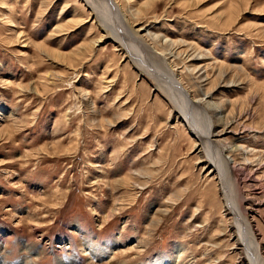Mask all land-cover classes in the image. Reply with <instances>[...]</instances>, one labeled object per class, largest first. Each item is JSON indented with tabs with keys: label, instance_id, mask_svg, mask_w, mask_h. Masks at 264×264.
I'll return each instance as SVG.
<instances>
[{
	"label": "rangeland",
	"instance_id": "1",
	"mask_svg": "<svg viewBox=\"0 0 264 264\" xmlns=\"http://www.w3.org/2000/svg\"><path fill=\"white\" fill-rule=\"evenodd\" d=\"M113 1L119 17L108 0H0V264H174L178 245L183 264H244L218 148L183 119L205 108L249 151L236 188L264 252V0Z\"/></svg>",
	"mask_w": 264,
	"mask_h": 264
},
{
	"label": "bare ground",
	"instance_id": "2",
	"mask_svg": "<svg viewBox=\"0 0 264 264\" xmlns=\"http://www.w3.org/2000/svg\"><path fill=\"white\" fill-rule=\"evenodd\" d=\"M108 1L110 2L109 4L110 10L112 12H115L116 9L114 8H117V5L114 3L113 0H108ZM116 15L117 17H119V13L117 14V11H116ZM135 26H137V24L136 25L133 24L131 28L135 32L136 35L140 36V38L147 39V38L153 37V35L151 34L152 32H149L148 28L141 27L139 29H136ZM111 35H113L115 39L117 38L116 40L120 39V41H122V39L119 37L117 33H114ZM152 52H153V49H152ZM155 53L156 52H154V54ZM156 54H157L156 56L161 55L159 53H156ZM180 90H181L180 94L185 100L184 101L185 103L192 102L191 104H194V105L196 104V106L197 105L201 106L200 104L205 103L208 106H211V103L207 99H202L200 101H192L190 97L186 94V91L184 89L180 88ZM209 95L210 94L206 95V97H208ZM6 110H7L6 108H3L0 106V115L2 114L4 116L14 115L12 111H6ZM197 110L199 111V108H197ZM198 113H200V115L203 117L202 124L201 122L199 124H196L195 122H191L187 118V116L183 119L184 120L183 122H186L191 135L197 139L196 141L197 144L195 145V147L201 153L203 151V148L204 149H209V148L214 149L215 147L218 148V152L215 156V161H214V158L213 160H210L213 163V171L210 170V172H211V175L213 176L215 175L214 173H216V178L219 182L220 190L224 197L227 212H230V215L232 216L234 225L236 227V231L234 232V235H235L234 245L242 246L243 249L241 250L242 252H244L246 256V259H245L246 261L244 260V264H264V252H263L262 245L258 240V237L254 230L252 222L250 221V219H248L247 214H249V212L247 210H243L239 202L240 199H238V193H237V188H236L237 177L234 171L235 164H236L235 155L240 151H243L244 153L245 152L249 153V151H247L240 144L239 145L230 144V146L226 148L223 142L226 141L227 132H229L228 130L231 128L230 123L224 124V128L221 131L216 132L215 130L216 126L214 122L212 121V118H210L208 111L205 108H202L200 112ZM223 120L224 119L222 118L221 119L222 123H223ZM77 230L81 232L80 228ZM120 243L121 242H117L116 245L118 246ZM138 247H141V246H138ZM185 251H186L185 247L182 245H178L176 247L174 264H183L185 262V256H184ZM86 252H89L88 254H90L93 259H98V258H102L105 260L113 259V256L110 254L109 250H106L105 252H99L97 249L93 248L91 245H88ZM167 259L168 257L161 258V261L156 264H173V262L170 263V261ZM64 264H68V263H64Z\"/></svg>",
	"mask_w": 264,
	"mask_h": 264
}]
</instances>
